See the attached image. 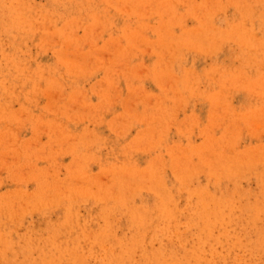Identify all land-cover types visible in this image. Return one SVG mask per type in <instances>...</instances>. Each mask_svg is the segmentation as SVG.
Segmentation results:
<instances>
[{
	"label": "rangeland",
	"instance_id": "rangeland-1",
	"mask_svg": "<svg viewBox=\"0 0 264 264\" xmlns=\"http://www.w3.org/2000/svg\"><path fill=\"white\" fill-rule=\"evenodd\" d=\"M0 264H264V0H0Z\"/></svg>",
	"mask_w": 264,
	"mask_h": 264
}]
</instances>
